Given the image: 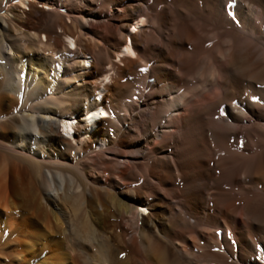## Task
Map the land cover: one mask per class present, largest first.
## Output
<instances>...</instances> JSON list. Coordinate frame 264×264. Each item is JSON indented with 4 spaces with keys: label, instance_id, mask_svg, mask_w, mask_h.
Wrapping results in <instances>:
<instances>
[{
    "label": "bare ground",
    "instance_id": "bare-ground-1",
    "mask_svg": "<svg viewBox=\"0 0 264 264\" xmlns=\"http://www.w3.org/2000/svg\"><path fill=\"white\" fill-rule=\"evenodd\" d=\"M0 264H264V0H0Z\"/></svg>",
    "mask_w": 264,
    "mask_h": 264
},
{
    "label": "rangeland",
    "instance_id": "rangeland-1",
    "mask_svg": "<svg viewBox=\"0 0 264 264\" xmlns=\"http://www.w3.org/2000/svg\"><path fill=\"white\" fill-rule=\"evenodd\" d=\"M43 40H45V39H43ZM67 44H68V47L69 48H71V49H74V46H73V44H72V42L71 41H67ZM88 60H90L89 58H88ZM89 65V66H88ZM86 67H90V63L89 62H87L86 63V65H85ZM96 99L98 100L99 99V97H96ZM99 115L101 116V118H102V115L99 113ZM104 115V114H103ZM105 119H107V118H105ZM65 130V129H64ZM61 132L64 134V136L65 135H68V136H70V138H71V135L70 134H68L67 133V131L65 130V131H63V129H61ZM98 148H100V147H98Z\"/></svg>",
    "mask_w": 264,
    "mask_h": 264
}]
</instances>
